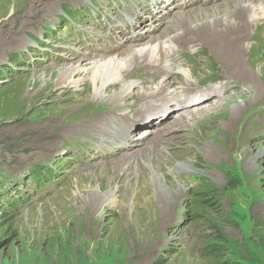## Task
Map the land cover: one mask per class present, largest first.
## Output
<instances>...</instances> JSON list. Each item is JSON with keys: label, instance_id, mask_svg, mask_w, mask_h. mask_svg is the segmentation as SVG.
I'll use <instances>...</instances> for the list:
<instances>
[{"label": "rangeland", "instance_id": "1", "mask_svg": "<svg viewBox=\"0 0 264 264\" xmlns=\"http://www.w3.org/2000/svg\"><path fill=\"white\" fill-rule=\"evenodd\" d=\"M51 1L55 2V17L58 16L55 21L54 14H51V18L45 16L46 11L38 14L40 9L31 7V0H0L1 33L15 23L14 18L21 12L29 9L34 14L24 18L13 29H19L20 37L31 40V44L20 47L19 42L14 41L13 45L5 44L0 48V126H3L0 128V264H264V127L257 130L261 125L259 120H264L261 117L264 111H259L264 108V103L247 108L241 121L242 124L248 118V112L253 110L251 119L257 131L253 135L248 133V140L243 136L244 142L241 143H238V134L223 138L224 147L215 159H212L213 154L209 158L206 156L207 152L203 154L200 150L202 146L213 144L212 139H203L201 142L199 139V143L195 144V140L189 141L185 137L182 143L186 146L185 149L169 147L167 152L173 151L185 156L176 160L178 162L175 164L187 170L179 175V180L169 177L168 186L161 173L157 175L150 164H144L150 174V181L164 185L168 199L171 197L170 191L177 192V201L171 199L172 204L163 206L166 203L165 195L163 194L161 200L154 195L149 206L135 207L132 199L137 183L135 176L139 168L134 163L120 174L111 170V165L117 162L116 151L123 142L107 133L92 134L89 126H85L88 129L83 127L88 121L100 122L104 117L110 120L111 116L114 118L111 123L112 130L116 129L115 125L124 126L123 114L112 112L118 111V106L104 101L84 108L82 106L79 110L80 105L75 104H81L80 101H74L80 97L82 100L81 90L57 91L50 88V91L44 93L41 90L42 83L35 82L37 76L44 71L24 69L31 68L29 62H25L27 58L33 63L40 57L45 64L49 61L57 66L66 65L69 58L60 54L68 53V50L65 47L60 49L55 43L69 39L63 44L72 45V34L68 27L76 25V22L82 23L80 20L86 14L89 18L82 26L88 32L93 31L91 20L103 21L104 18V14L101 17L99 15V9H103L101 6H107L103 12L112 19L113 16L120 15L116 11L125 12L123 7H133L135 0H76L79 2L77 4L73 0ZM213 1L221 4H208L207 0H202L206 13H212L215 5L221 8L228 6L222 0ZM178 2L174 0L172 13L189 11L194 7H180ZM135 13L142 17L138 11ZM163 13V17H166L164 9ZM167 18L171 19L172 14ZM131 22V17L125 18V25L119 30H124ZM107 24L112 25L110 21ZM41 26L48 27L46 35ZM82 26L78 25V28ZM113 29L103 30L108 35L106 37L112 40L115 39L112 36ZM96 31L100 34V30ZM249 31L252 34L246 40L245 51L248 49L247 53L254 61L251 59V65L244 59L242 65L246 70H251V66H254L252 69L257 78L259 69L262 68L264 72V27L252 25ZM174 34L176 33H172L169 39ZM39 35L44 38L40 39ZM125 36L126 33L120 34L121 38ZM183 38L184 44L178 48L182 53H176L175 57L184 66L183 69L190 71L189 78L195 80L194 84L211 91L216 85L219 87L230 79L242 83L239 88V85L232 82L233 89L220 96L200 95L188 97L190 100L203 98V102L213 100L216 104L223 102L229 107H232L233 102L243 104V101L248 100L250 92L245 88L241 74H237L234 67L209 55L208 49L212 48V44L202 46L196 42L187 46L189 37ZM121 41L130 44L128 39ZM32 43H35V47H30ZM103 45L111 47L109 42ZM50 48L55 49L54 51L58 49L57 53L51 52ZM81 48L89 49L84 46ZM95 48L101 47L95 44ZM76 53L82 55L80 51ZM54 56L55 61L52 60ZM58 59L64 61L57 62ZM87 61L90 60L85 62ZM56 70L54 67L48 68L47 75ZM146 75L147 72H144L137 79L134 90L144 86L152 88L154 83L161 81H148L145 79ZM180 76L179 73H172L164 80L172 82ZM37 90L42 91L41 96L36 97L35 102H30V96ZM115 92L116 90H110L103 97L107 98ZM164 96L166 95L158 94L149 101L135 96L122 113L132 117L134 121L141 120L138 117H144V120L137 123H146L149 120L148 115H153L155 111L160 112L154 105L157 106L159 103L155 102L165 98ZM23 102L29 106H22ZM166 111L170 120L184 125L178 121L177 109L169 112L167 108ZM129 124L127 122V127ZM7 127L13 131L8 132ZM143 127L132 132L133 136L142 135L144 129L155 126ZM196 127L180 126L161 135V138L185 135L200 137L209 130ZM191 129L192 135L189 134ZM58 134L65 135L64 137L74 135L80 139L73 137L71 141L58 142ZM94 138L100 139L104 144L106 139L110 140V146L116 151L112 155L108 149L95 146L91 143ZM141 140L142 137L136 138L138 142ZM51 141L56 144L53 145ZM215 143L214 150L217 146L219 150L220 144L217 141ZM95 144L101 145L98 142ZM246 147L256 156L247 165L255 173L247 171L244 166L245 161L251 159L246 155ZM99 148L101 149L96 150ZM134 149L123 148L121 151L126 150L125 153H129ZM89 150L102 152L99 155L108 152L111 157L105 161L98 159L90 163L83 162L87 160ZM99 163L104 165L97 166ZM247 173H252L254 178H247ZM41 179L44 181L41 182ZM250 183H253L252 186ZM100 185L104 188L99 189ZM92 191H116V203L106 205L104 199L94 214H88L87 211L84 213L82 207ZM173 209L176 210L172 211ZM88 215L92 219L90 222L85 220ZM128 227L129 230L122 236V228L126 230Z\"/></svg>", "mask_w": 264, "mask_h": 264}, {"label": "bare ground", "instance_id": "2", "mask_svg": "<svg viewBox=\"0 0 264 264\" xmlns=\"http://www.w3.org/2000/svg\"><path fill=\"white\" fill-rule=\"evenodd\" d=\"M31 1V7H37V9H40L38 14L46 11L47 14L45 16L47 18H49L51 14H54L53 21L57 20L58 16L56 15L57 17H55L54 12V1ZM177 1H179L178 4L180 7H189V5L194 7L189 11H176L172 13L171 11L173 9L172 5H174V0H144L143 2L135 0L133 7H123V9L126 10V14L124 11L119 10L115 13H119L120 15H116L115 17L113 16L112 19L109 15H106L103 21L91 20L93 31L88 32V30L86 31V28L83 29L86 32L83 30L76 32L75 28L68 27V29L73 32L71 38L73 39L72 41L74 44L73 42L72 45L63 44L69 39H65L64 42L55 43V46H59L60 49L65 47L68 50V53H59L61 56L63 55L69 58L66 65L63 64L57 66L55 63H51L49 61L45 64L43 62L44 60L40 57L37 61H35V63L31 62L32 60L28 58L25 60V62H29L31 68L25 67L24 69H29L33 72L37 70V72L44 71V73L39 77L37 76V79L35 80V82L40 81V83H42V89H40L44 93H47L50 88L56 89L57 91L81 90L82 100L80 97V99L74 101H80L79 103L81 104H75L80 105L78 108L79 110L82 106L84 108L89 104H97L98 102L104 101H107V103H114L118 106L119 110L112 112L123 114L122 120L125 121L124 126L115 125L116 129L112 130L111 123L114 121V118L111 116L110 120L104 117V119L102 121L100 120V122L94 120L88 121L86 124H83V127L88 129L85 126H89V131L92 134L107 133L114 139L123 142L122 145L124 146H120L122 149L119 147L117 142L118 148H120H117V151L110 146L111 143L108 139H106L105 144L98 138H94V141L92 140L91 143L97 147L100 146L101 148L103 147V149H108L112 155L113 152L116 151V154L118 155L116 159L117 162L111 165V170L115 174H120L134 165V163L137 165L139 168L135 176L137 183L135 185V193L132 199L135 207L149 206V204L154 200V195L158 198V200L163 198V194L165 195L166 203H164L163 206H169L173 203V200L177 201L175 198V194L177 192L170 191L171 197L168 199L167 191L163 188L165 186H161L159 183L150 181V174L146 171L144 164H150L153 171L157 175L161 173L164 183L167 186L170 184L169 177L179 180V175L181 173H185L187 168L178 164L176 165L175 163L178 162L176 160L183 159L185 156L180 154L178 155L173 151L167 152V149H169V147H176L180 150L185 149L186 146L182 145L184 142L183 138L188 137L189 141L195 140V144L199 143V139H201L200 142L203 139H212L213 144H210L209 146H202L200 150L203 151V154L207 152L206 156L209 158L213 154L212 159H215L214 157H216L218 155L217 153L224 147V143L222 141L223 138H229L238 134V143H241L244 142L243 136L246 140H248V133L253 135L254 132L259 130L261 127H264V120L262 121V119H260L259 122L261 121V125L257 128V130L254 128L256 125H253V121L251 119L253 110L248 112V118L241 124L243 115L247 111V108L253 106L257 107L258 105L264 103V72L262 71V68L257 71V79L253 70L254 66H251V70H246L242 65L244 59L246 61L248 60L250 63L251 59L254 61V58L247 53L248 49L245 51V44L246 40L250 38L249 34L251 32L249 29L252 25L254 27L257 25H263L264 27V0H222L221 2L223 4L228 5L223 8L218 6L221 4L220 2L216 3L213 0H207L208 4H218L212 9V13H206L207 11H204L206 9L202 6V4L205 5V3H202V0L199 2L198 0H176V2ZM227 1L230 2V5ZM72 2H75L76 4L79 3L76 0H73ZM69 3L72 4L71 1H69ZM101 7L103 9H99V15L103 14V11L107 8V6ZM163 9L165 10V14H167L165 15L166 17H163ZM133 11H138L142 17ZM60 12L62 11L60 10ZM188 12L194 13L191 14ZM56 13L58 14V12ZM171 14L172 18H167V16ZM33 15V12L29 9L17 15L16 19L14 18L15 23L10 25L7 31L3 33L0 32V48L5 44L13 45L14 41L16 43L19 42L20 47H24L26 44H31V40L20 37L19 29H16V31H13V29L17 28L22 23L24 18L32 17ZM87 16L88 15L86 14L83 15L82 17L84 18L81 17L82 19L80 22L83 23L87 21L89 18ZM127 17H131L132 22L127 28L120 31L119 29L124 27V21ZM108 21L111 22V26H108ZM156 21L158 22L156 23ZM76 23L80 26L82 25V23ZM41 27V30H43L46 35L47 31H49V29H47L48 27ZM113 27L116 28L113 29ZM112 29V36L115 38L114 40H112V38H107L106 36L108 35H106V32L103 31H111ZM96 30H100V34ZM258 30L260 31V29ZM74 32L76 33L74 34ZM252 32L254 33L255 31ZM122 33H126V36L123 38L120 37V34ZM172 33L176 34H174L172 39H169ZM55 35L58 36L57 33ZM184 36L189 37V43L187 46H191L194 43L196 44V42H199V45L202 46H206L208 43L212 44V48L208 49L209 55L219 62L227 63L230 67H234L236 73L241 74V78L245 82L244 86L250 92V96L247 101H243V104L233 102L234 104H232V107H229V105H226L223 102L216 104L213 100L203 102V98L197 100H190L188 98H194L200 95L209 96L212 94L213 96H220L222 94H226V92L233 89L231 85L235 80H227L219 87L216 85L215 88L211 89V91H206V88L201 87V85H198L197 83L194 84L195 80H190L189 78L190 71L183 69L184 66H182L175 57L176 53H182V51L178 48L183 46L185 41L183 38ZM39 38L43 39L44 37L39 35ZM120 39L125 41L128 39L130 44H125ZM77 40H81L82 42L80 43ZM46 42H49V40L46 39ZM108 42L111 47L103 45V43ZM95 44L99 45L101 48L96 49ZM33 46L35 47V43H32L30 47ZM83 46L89 49L83 50L81 48ZM190 48L192 50V47ZM50 49V51H53L54 53H57L58 51V49L56 51H54L55 49ZM76 51H80L82 55H78ZM52 60H56L55 56ZM86 60L90 61L85 62ZM63 61L61 59L57 60V62ZM52 67L57 68L56 72H52L51 75H47L49 72L46 70ZM262 67L264 68V61ZM144 72H147V75L145 76L146 80L149 81L150 79H154V82H156L158 79H161V81L154 83L152 88L144 86L139 88V90H134L133 87L137 83V79H139ZM172 73H179L181 75L180 78H177L176 80L178 81L177 84L175 80L172 82L164 80L166 76ZM236 82L233 83H235L236 86L239 85L240 88V84L242 83L239 81ZM90 90H93V92L90 93ZM110 90H116L114 95H109L107 98L103 97V95H106L107 93L109 94ZM42 91H35V93L30 96L29 101L35 102V98L41 96L40 92ZM158 94L166 95L164 96L165 98L158 99L157 102H155L159 103L157 106L153 104L157 110L160 109V112L155 111V113H152L153 115H148L147 117L149 120H147L146 123H137L144 120L142 119L144 117H138L137 119L141 120L134 121L132 117H128L125 113H122L133 97L138 96L143 100L145 99L149 101L151 98H156ZM25 104L26 103L23 102L22 106H26ZM150 105L152 104L150 103ZM167 108L169 112L171 109H177L178 114L175 115L177 116L178 121L182 122L181 124L184 125L178 124L177 121L173 122L170 120L168 117L169 113L166 111ZM259 111H264V108ZM143 116H145V114ZM261 117H264V113H262ZM219 120H221L222 123H219ZM127 122L130 123L128 127ZM190 124L197 126L198 128H207L209 130L203 132L200 137H196L195 135L191 137L185 135L183 137L171 136L164 139L161 138V135L166 134L169 130L174 128L177 129L180 126L188 128L191 126ZM143 126L155 127L144 129L142 131V135L134 137L132 132H136L140 128H144ZM2 127L3 126H0V128ZM6 129L8 132L13 131V129L9 127ZM189 134H193L192 129ZM64 136L65 135L61 136L58 134V142H63V140L71 141L70 139L73 137L80 139L78 136L74 135L73 137ZM138 137H142L143 140L139 142L136 141V138ZM215 141L220 144L219 150H217L218 146L214 150L216 144ZM95 142H98L99 144L101 143V145H96ZM52 144L55 145L56 143L52 142ZM101 148L96 150H100ZM123 148H126V150L129 148L135 149L129 153H125L126 150L121 151ZM96 150H89L87 153V160H83V162L87 161L90 163L98 159L105 161L111 157L108 152H105L107 154L104 153L103 155H99L102 154V152ZM245 150L247 157H250L251 159L246 160L244 166L247 171L255 173L253 169L247 165L251 162V160L256 159V156L247 147ZM218 157H220V155ZM100 165H104V163L97 164V166ZM252 173H247L246 177L251 179L254 178ZM252 184L253 183H250L251 186ZM101 187L102 186L100 185L99 189H101ZM115 192L116 191H112L110 193H101L98 191L90 192L87 195L85 203L82 207L84 209V213L87 211L88 214H94V211L104 199V204L106 205L115 204L117 200L114 194ZM174 210L176 209H173L172 211ZM170 217H172V215ZM85 220L90 222L92 219L88 215ZM88 229H86L85 234L88 233ZM128 230L129 227L126 230L125 228H122L121 235L123 236V234Z\"/></svg>", "mask_w": 264, "mask_h": 264}]
</instances>
